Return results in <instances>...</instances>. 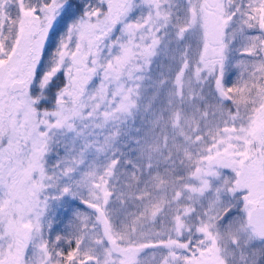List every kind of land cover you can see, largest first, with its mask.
<instances>
[{
	"label": "snow or ice",
	"instance_id": "snow-or-ice-1",
	"mask_svg": "<svg viewBox=\"0 0 264 264\" xmlns=\"http://www.w3.org/2000/svg\"><path fill=\"white\" fill-rule=\"evenodd\" d=\"M0 264H264V0H0Z\"/></svg>",
	"mask_w": 264,
	"mask_h": 264
}]
</instances>
